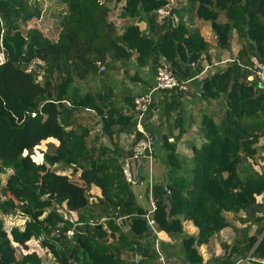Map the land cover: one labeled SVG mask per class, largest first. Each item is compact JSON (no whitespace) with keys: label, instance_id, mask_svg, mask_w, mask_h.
<instances>
[{"label":"trees","instance_id":"16d2710c","mask_svg":"<svg viewBox=\"0 0 264 264\" xmlns=\"http://www.w3.org/2000/svg\"><path fill=\"white\" fill-rule=\"evenodd\" d=\"M31 1L0 0V174L11 170L4 184L0 177V264H42V255L26 249L32 238H41L54 264H151L147 258L159 255L145 218L152 205L140 203L133 176H126L132 146L119 143L121 134L134 132L135 143L142 133L134 96L124 97L128 111L115 104L110 72L127 62L129 80L144 82L146 67L155 76L168 64L190 78L205 69L204 60L212 68L194 93L202 104L196 116L202 143L190 155L178 147L188 131L181 109L187 91L160 90L149 107L151 117L163 105L168 124L161 144L167 164L153 182L151 215L157 231L180 240L182 264H237L249 254L264 264V166L258 171L247 161H264V88L252 68L253 57L264 63V0H196L193 12L217 37L214 55L200 27L187 20L191 0H56L67 10L62 27L48 29L37 25L43 10ZM122 1L118 24L109 19L110 4ZM76 9L85 23L77 15L71 20ZM235 33L240 49L221 58L232 51ZM214 57L227 63L217 65ZM46 140L58 143L38 162L33 150ZM56 164L71 172L59 173ZM93 185L101 189L96 199ZM226 213L246 225L234 226ZM17 214L24 223L6 227L4 217ZM186 221L197 234L185 233ZM227 227L236 238L204 261L199 247ZM136 244L144 246L139 259ZM16 245L26 250L17 255Z\"/></svg>","mask_w":264,"mask_h":264},{"label":"crops","instance_id":"0c3cea01","mask_svg":"<svg viewBox=\"0 0 264 264\" xmlns=\"http://www.w3.org/2000/svg\"><path fill=\"white\" fill-rule=\"evenodd\" d=\"M194 1L196 2V0ZM191 12L193 11H190V13ZM201 33L204 36L203 31H201ZM226 58H228V56L223 57V59H226ZM215 59L216 58L214 57L213 60ZM214 62L218 63L217 60ZM203 63L205 64V69L200 74L196 75L197 79L195 78L191 81L189 91H187V93L181 98L183 102V106L181 107V109L183 108L182 111L186 117L184 125L186 128L188 127L187 129L188 131L187 133L184 134V136L180 140L178 147H180L179 150L181 152L187 155H190L192 146L194 144L200 145L202 143V138L199 135L198 124H197L198 118L196 117L198 114L199 107L202 104L201 102H199V98L195 97L194 93H195V89H197L198 85L200 84V79H202L210 71L209 69L212 68V64H209L206 62H203ZM127 66H128L127 62H120L119 65H117L115 69L111 70L110 82L112 84L113 92L115 94V97H114L115 104L125 105V109L128 111L126 107H128L129 105L125 101L124 97H126V95L133 97L137 94L148 91L151 85L154 83L155 76H154L153 71L149 67H146L145 74H143L144 82L138 81L134 83L133 81L129 80L130 76L125 75L126 73L124 70L127 68ZM120 70L124 71V73H121ZM133 72L134 70H131L130 74H132ZM164 117L165 116H164L163 105H160L158 109H155V111L153 112V115L149 117L148 119L149 121L147 124L148 129L150 130L151 134L154 137L153 161L151 163V174H152L153 182L155 181V178L161 179L163 177V174L165 171V165L167 164L165 153L161 146L163 135L168 132V124ZM189 121H192V123L189 124ZM174 133L175 134L178 133V128L174 130ZM133 140H134V132L124 133V134H121L119 143L121 147L129 148L132 146ZM100 141L101 142L103 141L104 143H107L110 145L107 139L102 138ZM148 163H149L148 160L143 162L142 159L138 160V159L131 158L129 160L128 165H129L130 172H131V176H130L131 180L133 176V186L132 187L134 189V192L137 194V197L140 203L143 204L147 209H150L151 203H152L150 192L148 194V198L146 196V192L148 189L147 187H149V183L146 179L141 180V179H144V177H146L150 172V167L145 168L146 166L145 164H148ZM156 166H159L160 170L157 171ZM90 192L91 193L95 192L96 196L101 195V189L95 185L91 187ZM147 203L149 204V206H147ZM70 213L72 214V217L74 219L77 218L75 211H71ZM184 231L185 233H188V234H197L198 228L192 222L186 221L184 222ZM158 233L161 239L160 246L162 250H166V252L164 253L166 254L168 258V260L165 259V262L167 264H182L181 259L184 255V252L182 250V247L178 245L180 240L178 242L175 241L166 232L158 231ZM203 245H207V244H203ZM154 248H155V243H154ZM169 248H173L174 250H177V248H179V252L176 254V257L172 256V254L168 250ZM212 255H219V254L214 251L212 252ZM128 257L127 259L131 261L130 259L132 258V256L129 255Z\"/></svg>","mask_w":264,"mask_h":264},{"label":"rangeland","instance_id":"374dc122","mask_svg":"<svg viewBox=\"0 0 264 264\" xmlns=\"http://www.w3.org/2000/svg\"><path fill=\"white\" fill-rule=\"evenodd\" d=\"M37 1H38L39 6L42 8V10H43L42 13L44 15L42 20L37 22V25L42 26V27H46L45 29L52 28V27L61 28L62 27L61 26L62 25L61 19L63 17L62 15L67 10L66 5L60 4L56 0H37ZM170 1H171L170 3H175L174 0H170ZM33 2H34V0L31 1V4ZM170 3H169V6H170ZM123 4H124V1H122L120 4H118L116 6H114L113 3L110 4L112 9H111V12L109 14V19H111L113 21H117L118 24L123 23L122 18L119 17V12H120V9L123 6ZM196 5H197V3L194 0H191V2L189 1V6L191 8L190 9L191 11H193V10L195 11ZM160 14H162V11H160ZM71 15H72L71 20H74L73 15L74 16L77 15L78 19L80 20V16L82 15V12H78L76 9V12L73 14L71 12ZM187 19H189L188 20L189 23L200 27L201 31H203V33H204L205 38L209 42H211V44H213L215 50L214 49L212 50V54L214 55L215 53H218L220 49L218 48V45H217V37H216L213 29L211 28L210 23L207 21H204L202 19H199L194 12L189 13L187 16ZM80 22L85 23L86 21L80 20ZM71 23H72V21H71ZM138 24L140 25L141 28L146 27V24L143 22H139ZM239 49H240V43L238 41L237 34L235 33L233 36L232 51L230 53L225 51V52H223L222 56L223 57L228 56V58H230L231 56H236ZM223 57H221V58H223ZM3 59H4L3 53L0 52V62L3 61ZM254 59L255 58L253 57V61H254ZM216 60L217 59H215L214 61H216ZM203 62H206V61H203ZM218 63H219L218 65H225L227 62L225 63V61H224V62H218ZM124 71L120 70L121 73H124ZM84 113L88 114L90 112L85 110ZM49 141H51V142H49ZM52 142L55 144L58 143L55 140H46V141H42V143L40 145L36 146L34 148L33 154H32L33 159H35L38 162L44 161V152L53 150V143ZM260 142L264 143V137H262L260 139ZM247 161L250 162L252 164V166L258 171H261L263 166H264V161H261L258 158H250ZM145 165H146L145 168H147V167L149 168L150 164L148 163ZM53 168L59 170L58 172L61 174H69L71 172V168L67 167V168H64V170H62V166L58 165V164L54 165ZM156 169L158 171V170H160V167L156 166ZM10 172H11V170L8 169L7 172L0 174L2 184L5 183V180H6V178ZM91 196H92L91 197L92 199H96L95 192L91 193ZM257 199L259 201H261L262 196L261 195L258 196ZM147 206H149L148 203H147ZM60 209L66 215V217H68L70 219H74L72 217V214L67 211V208L65 206L60 208ZM226 216L234 226L236 225V226L242 227V226L246 225V223H243L240 220H238V216L234 217L231 213H226ZM4 221H5V226L9 228L10 226H12L14 224L22 225L25 221V218L22 214H17V215H13V216H5ZM255 228H256V225H252L250 232L253 233L255 231ZM236 236L237 235H236V232L234 231L233 227H227V228L223 229L220 232V234L214 235L210 239V242L207 245H202L203 247L202 246L199 247V250L202 253L204 261H207L212 256V252H214V251L218 254H222L223 248L221 246V242L226 241V242L230 243V241H232L234 238H236ZM153 242L156 243V238L155 239L153 238ZM26 249L28 251L34 250L38 254L42 255V257H41L42 258V264H54L56 262L53 254L46 247H44L42 245L41 238H39V239L32 238L27 243ZM26 249L23 247L21 248L19 245H16V254L19 255L20 253L24 252ZM168 250L172 254L173 257H176V254L179 252V248H177V250H174L173 248H169ZM155 251H156V253H158L157 250H155ZM164 252H166V250H162V252L160 253L161 256H159V255H155L154 257L151 256V257L147 258V261L151 264H163L165 262V259L168 260L166 254ZM244 258H242L237 264H239L241 261H242L241 264H254L252 261H250L248 259L249 257L246 258L245 260H244ZM132 259L133 258H131L130 260L132 261ZM165 264H166V262H165Z\"/></svg>","mask_w":264,"mask_h":264},{"label":"built area","instance_id":"2783aa9c","mask_svg":"<svg viewBox=\"0 0 264 264\" xmlns=\"http://www.w3.org/2000/svg\"><path fill=\"white\" fill-rule=\"evenodd\" d=\"M254 71L258 75L260 79L261 86L264 88V63L257 61L254 59ZM105 67L103 66L101 70H104ZM197 77H190V78H180L175 74V71L170 67L168 64H162L158 67L153 87L150 88L148 91L137 94L134 96V112L137 118V131L142 133V137L139 138L135 143L132 144V158L141 160L145 157V152L149 149V156H146V160L149 161L150 173L146 180L149 183V190L150 196L152 199V208L150 213H148L145 218L148 221L149 226L153 229L154 237L156 238L155 249L158 251V254L161 256L162 248L160 246L161 239L159 236L158 231L155 228V219L152 217V212L155 209V203L152 198V174H151V163L153 161V151H154V137L151 134L150 130L148 129V110L153 101L154 96L160 90H174V91H188L191 81ZM145 160V161H146ZM142 183V181H141ZM61 228L56 230L57 234L59 233ZM64 234L70 239L73 236V229H68L64 232ZM165 264V262H164ZM167 264V263H166Z\"/></svg>","mask_w":264,"mask_h":264},{"label":"water","instance_id":"95a60500","mask_svg":"<svg viewBox=\"0 0 264 264\" xmlns=\"http://www.w3.org/2000/svg\"><path fill=\"white\" fill-rule=\"evenodd\" d=\"M158 12H159V11H154V13H158ZM192 58H193V56L190 55V56H189V63L192 62ZM149 155H150V153H149V149H147L146 152H145V157L142 158L143 162H145V160H146V156H149ZM124 170H125V173H126L127 178H128L129 180H131V177H130V176H131V172H130V168H129L128 163H125V164H124ZM121 221L124 222V219H122ZM136 248H137V259H139V258H140V255H141V253H142V251H143V246H142V244H136ZM249 256H250V254L247 255V256L244 258V260H245L246 258H248ZM241 263H242V261H241L239 264H241Z\"/></svg>","mask_w":264,"mask_h":264},{"label":"bare ground","instance_id":"6f19581e","mask_svg":"<svg viewBox=\"0 0 264 264\" xmlns=\"http://www.w3.org/2000/svg\"><path fill=\"white\" fill-rule=\"evenodd\" d=\"M12 220V219H11ZM13 221V220H12Z\"/></svg>","mask_w":264,"mask_h":264}]
</instances>
